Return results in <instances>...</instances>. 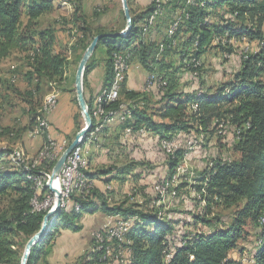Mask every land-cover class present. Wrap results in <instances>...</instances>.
Segmentation results:
<instances>
[{
    "label": "trees",
    "instance_id": "16d2710c",
    "mask_svg": "<svg viewBox=\"0 0 264 264\" xmlns=\"http://www.w3.org/2000/svg\"><path fill=\"white\" fill-rule=\"evenodd\" d=\"M54 4L55 0H0V67L15 53H29V81L38 86L43 81L61 82L69 63L67 55L58 50V29L39 28V21L56 11ZM74 7L71 24L82 25L77 50L85 52L96 36L105 35L97 47L105 49L103 89H109L115 81L113 66L119 55L130 66L139 65L148 76L153 75V87L148 91L128 89L125 79L119 100L102 105L104 123L97 131L100 119L95 117L94 108L103 89L95 99L88 98L86 92L88 77L99 64L96 50L84 77L85 96L93 119L84 143L95 142L92 133L108 131L105 116L116 111L121 122L115 128L117 133L124 132L128 138H142L143 131L151 133L165 154L162 143L187 144L195 130L207 134L216 127H227L235 135L232 145L240 158L232 162L229 158H217L202 175V184L194 187L200 196L194 199L199 211L192 212V221L184 224L171 217H160L159 209L147 212L139 209V205H130V198L110 203L114 191L101 185L112 181L124 183L128 176L136 177L133 175L136 164L97 173L86 171L88 182H99L85 195L80 192L71 195L73 207L60 210L49 221L48 230L33 248L28 264H38L43 255L49 254L45 246L53 247L55 231L60 232L61 228L72 235L79 234L84 230V217L99 213L122 218L128 231L123 243L115 238L104 243L103 249L97 247L87 264H235L229 256L248 235L245 228L250 223L260 230L251 264H264V0H151L139 14L131 9L132 28L126 37L108 36L121 31L107 32L101 26L93 30L81 15L82 7ZM150 19L155 20L150 23ZM221 39L257 42L259 50L242 55L234 80L215 92L186 90L185 76L189 74L191 81H199L201 75L197 72H201V66L197 63L214 43L220 40L217 46L227 50ZM122 105H127L129 118ZM38 116L36 113L33 116L32 128ZM185 146L168 155V179H173L179 160L186 155ZM3 154L0 153V159ZM20 169L0 168V201L7 202L0 211V264H22L27 242L40 232L48 213L33 206L35 199L42 202L51 192L43 186L42 195H37L39 187L30 177L39 178V171ZM158 183L169 184L163 178L154 183V190ZM181 188L173 189L169 184V190L176 196ZM74 204L80 206L79 211ZM219 205L227 208L242 205L233 222L224 228H219L220 217H211ZM95 241L93 238L92 245ZM122 252H126V259L121 257ZM46 264H50L47 257Z\"/></svg>",
    "mask_w": 264,
    "mask_h": 264
},
{
    "label": "rangeland",
    "instance_id": "374dc122",
    "mask_svg": "<svg viewBox=\"0 0 264 264\" xmlns=\"http://www.w3.org/2000/svg\"><path fill=\"white\" fill-rule=\"evenodd\" d=\"M54 5L56 11L43 17L39 21V28L47 29L54 26L58 29V50L64 52L69 59L64 79L57 83L43 81L39 86L35 81L31 83L29 81L30 76H28L30 69L27 56L30 55L29 53H15L4 61L0 67L2 78L0 84V153H4L0 159V168L20 171V167H22L26 171L33 169L39 171L41 186L47 187H57V177L52 180L54 169L78 133L86 127L76 92V77L85 52H81L76 48L77 42L82 39V33L79 31L82 25L81 23L71 24L72 15L75 11L74 6L79 5L82 7L81 15L84 16L87 26L93 30L101 26L107 32H122L127 27L122 0H55ZM128 6L130 13L131 9L135 13H140L139 7H136L130 0ZM219 42L220 40L214 43L215 46L209 48L197 63V66H201V72H197L198 75H201L199 81H191L189 74L185 76L186 90L198 88L210 89L212 93L215 92L224 83L234 80V76L240 70L242 64V55L253 54L259 50L257 42H250L245 39L235 40L238 43L235 47L231 46V40L221 39L222 44L227 45V47H224L227 50L217 46ZM229 48L232 49L231 52ZM97 52L96 59L103 64L105 49L99 48ZM135 66H130L126 80L130 73L138 71ZM201 81L204 83L203 86ZM30 93L33 94V97L29 96ZM63 97L67 99L65 106L64 100H61ZM51 98L57 101V108L49 116V130L38 134L35 132L37 119L33 128L31 121L35 113L39 115L40 110L45 107L48 99ZM58 107L61 109L65 107L63 113L59 112L63 114V119L60 118L62 119V125L59 128L52 129L50 117ZM32 110H35V112H32ZM156 120L159 121V118L157 117ZM119 123L121 122L117 117L110 122L108 121V131L105 133H92L91 137L95 136V142L84 143L85 146L82 148V154L88 161V170L91 173L108 171L112 167L120 169L133 163L137 165L133 172L136 177L131 178L128 176L129 180L124 183L112 181L108 185L104 183L101 185L103 188L108 187L111 191H114L110 195L111 204L121 203L126 198H130L128 203L139 205L141 210L151 212L155 208L159 209L160 217H171L176 221H181L182 224L191 222V213L199 211V207L196 206L197 202L194 199H199L200 196L194 187L202 184V175L213 166L217 158H229L231 162L240 158L239 154L234 151L232 143L236 138L229 128L216 127L214 130L212 129L213 132L207 134L195 130L192 142H197L198 146L186 144V141L185 144L181 141L176 143L177 148L174 151L183 149V146L186 145L184 148L186 155L179 160L173 179H168V155H174V151L163 153L159 148L158 139L153 138L151 133H147L142 138H128L124 132L117 133L115 128ZM49 139L53 142L56 141L61 149L60 152H62L54 163L40 156L46 150ZM163 178L172 185L173 189L182 187L177 196L170 190L163 194L158 192V187H169V184L162 185L158 183L154 190V183ZM98 182L93 183L94 186ZM41 192L40 189L39 196L42 195ZM59 194V190L57 192L51 190L50 194L45 195L42 202L37 200L36 204L34 203V208L38 211H48L47 214L55 211L58 197L61 199ZM6 203V201H0V211L5 208ZM69 207H73L72 201ZM241 207L242 205L231 208L224 205L215 206L211 217L215 215L220 217L222 223L219 228H224L233 222L236 212ZM76 210L79 211L80 206H77ZM84 219V230L79 233L77 240L67 238V231L61 228L60 232L55 231L53 247L50 248L49 244L45 246L49 254L43 255L38 264H46V257L47 259L52 257L55 249L59 252L62 249L68 251V264H87L91 259V254L102 244L97 236L101 235V232L103 233L107 228L115 227L122 218H118V221L113 224L110 223L107 228L93 230L92 233H90V230L94 226L102 225L105 217L102 214H96L85 216ZM187 228L192 229L190 226H187ZM204 230L207 231L208 229ZM245 231L248 235L240 241L238 248L229 256V259L235 264H251V256L258 244L259 228L250 223L246 226ZM93 238L96 240L94 245L91 242ZM74 241L76 243L73 244ZM108 254H110V251H108ZM121 257L126 259V252H122Z\"/></svg>",
    "mask_w": 264,
    "mask_h": 264
},
{
    "label": "bare ground",
    "instance_id": "6f19581e",
    "mask_svg": "<svg viewBox=\"0 0 264 264\" xmlns=\"http://www.w3.org/2000/svg\"><path fill=\"white\" fill-rule=\"evenodd\" d=\"M174 31H175V28L172 29L170 36L173 34ZM118 61H119V57H116V59L114 61V66H113L114 73L116 75L115 81L113 82V84L111 85V87L109 89H103V92L97 98L96 106L94 108L95 109L94 110L95 117H96L99 110H100V114L104 115L105 111L102 109V105L103 104H110L111 99H116L117 81H118V86L121 87L122 82L128 76L130 65L124 59L123 68L120 70V73H119ZM119 94H120V88L117 89V98H119ZM55 101L56 100L53 98L48 99V102L45 105V107L40 110L39 116L37 118V126H36V131H35L38 134H40V133L42 134V133H45V131H48V125H47L46 121L44 120V116H50L51 113L55 110ZM123 109H125L126 114L129 115L128 116V118H129L130 117L129 111L127 110L126 107H124ZM107 115L108 116H105L106 122L109 121L110 119H113L116 116H118L119 112L110 111ZM103 123H104L103 119L100 120V125L98 126L97 131H100L102 129L101 126L103 125ZM141 134H142V136H146V133L144 131L141 132ZM84 139L85 138L80 139L78 148L71 153V155L68 157V159L66 161V163H74V174H73L71 179H67L65 184H62L59 187V191H60L59 195H61V203L59 206L60 210L68 209L69 204L72 201L71 199H69L71 197V195L73 193H76V192H80L82 194V191H80L79 188L86 187L89 183L88 182V176L86 174V171H89L88 170V163H87L88 161H86V159L84 158V156L82 154V146L84 145ZM47 144L48 145H47L46 150H44V154H51V149H53L54 142L52 140H50V141H48ZM171 144L172 143H165V144L163 143V149L165 151H168V152L176 150L177 146H173L170 149H169V147H167ZM60 150L61 149L58 147V152H60ZM40 156L41 157L43 156V152L41 153ZM75 159H80V162H75ZM48 161L54 162L55 160H48ZM81 168L83 169V171H81ZM29 171H31V170H29ZM30 178L37 182V186L39 188H43V186H41V182H40L41 180L39 178H32V177H30ZM56 186H58V184H56ZM48 188L50 189V187H48ZM53 188L58 191L57 187H53ZM158 190H159L158 192L161 194L167 193L169 191V187L168 186L158 187ZM68 193H69V196H68ZM56 197H58V196H56ZM36 201H37L36 199L33 201V205H34V203L36 204ZM77 206H79V205H75L74 208L75 207L77 208ZM123 228H124V223L120 222V224H118L117 226H115L113 228L106 229L103 233L101 232V235L97 236L99 242L102 243L98 249H103V245H104V243H106L105 240H109V239H113V238H117L120 243H123L125 235L128 231V228H126V229H123ZM118 229H119V231H118ZM99 237H102V238H99ZM107 251H110V248H108Z\"/></svg>",
    "mask_w": 264,
    "mask_h": 264
},
{
    "label": "water",
    "instance_id": "95a60500",
    "mask_svg": "<svg viewBox=\"0 0 264 264\" xmlns=\"http://www.w3.org/2000/svg\"><path fill=\"white\" fill-rule=\"evenodd\" d=\"M122 3H123V7H124L125 17L127 20V27L124 31H122L120 33H117L114 35H108V36L126 37L131 31L132 16H131L130 9L128 6V0H122ZM104 37H105V35H98L94 38L91 45L88 47V49L85 51V53L83 55V58H82V61L80 63L79 70L77 73V77H76L77 99H78L79 107L82 111L83 117L85 119L86 127L80 133H78V135L76 136V138L73 141V143L71 144V146L67 149V151L63 154V156L61 157V159L57 163V165L54 169L53 175H52V180H54L56 177H58V175L60 174L62 167L66 163L68 157L71 155V153L73 151H75L78 148L80 139L85 138L92 129L93 119H92V116L90 114L88 102H87L86 96H85L84 77H85V71H86L87 65H88L91 57L93 56V54L96 52L97 47H98V43ZM50 188L52 191L57 192L53 187L50 186ZM59 206H60V204L58 202V206H57L56 210L45 216L44 222L42 225V229L40 230V232L37 233L35 236H33L29 240V242L27 243L26 250H25V253H24L23 259H22V264H28V261L30 259L33 248L42 241V238L44 237V235L47 232L48 223H49L51 217L55 216L57 214V212L60 210Z\"/></svg>",
    "mask_w": 264,
    "mask_h": 264
},
{
    "label": "crops",
    "instance_id": "0c3cea01",
    "mask_svg": "<svg viewBox=\"0 0 264 264\" xmlns=\"http://www.w3.org/2000/svg\"><path fill=\"white\" fill-rule=\"evenodd\" d=\"M131 3H133L136 7H139V12L144 11L150 4L151 0H130ZM153 1V0H152ZM96 55H98V52H96ZM137 68V72L135 73H130L129 77L126 81L127 84V88L131 89V90H135V91H141L143 86L145 85L146 79L148 77L147 72L139 65L135 66ZM104 65L99 63L98 66L93 70V72L89 75L88 77V83H87V97L88 98H93L94 99L99 95V93L101 92V90L103 89V76H104ZM85 89V87H84ZM103 92V91H102ZM64 100V106L67 103V99H61ZM60 106V103H59ZM65 107L63 109L59 108L56 110V112L52 115V117H50L51 119V123L53 128L55 129V127L59 128L62 125V119H63V114H60L59 112L63 113ZM59 113V115H58ZM61 115V116H60ZM117 117V116H116ZM62 118V119H60ZM162 147H163V143H162ZM101 214V213H99ZM105 219H103V223L100 226H94L90 231V233L93 232V230H98L101 229L102 227H104L105 225H108L110 223L113 224V222H115L116 220L118 221V218H114V217H107L104 214H102ZM85 219L83 220V224H84ZM121 220L117 223L120 224ZM116 225V226H117ZM109 228H113V227H109ZM107 228V229H109ZM67 238H73L74 240H77V236H79V234H70V233H66ZM76 243L75 241L73 242V244ZM72 244V245H73ZM58 245V243H57ZM56 252V253H55ZM68 251L62 249V251H57L56 249L54 250V254L52 255V257L49 258V262L50 264H68V257L67 254Z\"/></svg>",
    "mask_w": 264,
    "mask_h": 264
},
{
    "label": "built area",
    "instance_id": "2783aa9c",
    "mask_svg": "<svg viewBox=\"0 0 264 264\" xmlns=\"http://www.w3.org/2000/svg\"><path fill=\"white\" fill-rule=\"evenodd\" d=\"M154 20L155 19H150V23L154 22ZM177 22H179V21H177ZM236 44H238V43L235 42V39H231V46L235 47ZM123 61H124V58L121 55H119V61H118L119 73H120V70L123 68ZM152 78H153V75L147 77L145 85H144V90L145 91H148L150 88L153 87L152 86ZM118 88H122V87L118 86V81H117V89ZM117 89H116V99H111V103L112 102H116V101L119 100V98H117ZM124 107H126V106L122 105L121 109H123ZM56 108H57V101H55V109ZM102 116H104V115H101L100 114V110H99L97 115H96V118H99L100 120H102V118H101ZM44 120L46 121V123L48 125V130H49V126H50L49 125V116H44ZM99 125H100V122H99ZM176 143H178V142L172 141V144L167 146V147H169V149H170L171 147L175 146ZM187 144H193L195 146H198L197 142H192V139L190 141H188ZM61 153L62 152H58V143L56 141H54V146H53V149H51V154H44V151H43V156L41 158L46 159V160H55L56 161ZM75 162H80V159H75ZM81 171H83L82 168H81ZM73 174H74V163H65L64 166L62 167V170H61L60 174L58 175V177L56 179L57 180L56 182L58 184L57 189L59 190V187L62 184H65L67 179H71ZM92 188H93V183L89 181V183H88V185L86 187L79 188V190L82 191V195H85V194L89 193ZM40 189L41 188H39V190ZM68 196H69V193H68ZM58 202H59V204L61 203V199L60 198H58L55 207L58 206ZM126 225H127V223L124 224V228L123 229H126ZM108 226H109V224L105 225L104 228H107ZM118 231H119V229H118ZM99 238H102V237H99ZM113 240H115V238L114 239L105 240V242H112Z\"/></svg>",
    "mask_w": 264,
    "mask_h": 264
}]
</instances>
